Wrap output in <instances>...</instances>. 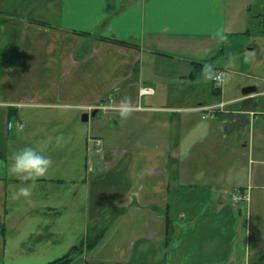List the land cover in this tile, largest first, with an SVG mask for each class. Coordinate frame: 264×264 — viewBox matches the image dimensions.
Wrapping results in <instances>:
<instances>
[{
	"label": "crops",
	"instance_id": "0c3cea01",
	"mask_svg": "<svg viewBox=\"0 0 264 264\" xmlns=\"http://www.w3.org/2000/svg\"><path fill=\"white\" fill-rule=\"evenodd\" d=\"M259 2L0 0V264H50L99 227L68 264H264V92L199 84L237 39L264 51ZM29 143L53 163L16 195Z\"/></svg>",
	"mask_w": 264,
	"mask_h": 264
},
{
	"label": "rangeland",
	"instance_id": "374dc122",
	"mask_svg": "<svg viewBox=\"0 0 264 264\" xmlns=\"http://www.w3.org/2000/svg\"><path fill=\"white\" fill-rule=\"evenodd\" d=\"M260 6H256L257 9L253 13L258 14L263 12L261 3L264 4V0L259 2ZM257 20L254 18V22L257 23ZM259 25V24H258ZM260 31H264V22L262 21V27H258ZM258 29V30H259ZM256 32V31H255ZM257 33V32H256ZM261 33V32H260ZM258 34H254L255 36ZM260 35V34H259ZM262 37V36H261ZM261 37L257 38V42L252 43L248 46V49L245 50V47L248 43H245V46L242 47L244 41L237 39V45L229 44L224 50V53L218 54L216 58L211 60L209 63H212L216 70L225 71V79L223 80V90L227 92L228 95L237 96L247 88L258 87V90L264 92V63L259 64L256 59H264V51L261 49ZM233 43V42H231ZM255 51L256 55H251ZM230 54H235V66H230L227 63V59ZM202 89L203 86L207 90H212L215 86L212 82V77L207 76L205 71H203L202 78L199 81ZM223 91V92H224ZM257 109L261 111L258 115L259 121L257 122V127L255 130V142L259 147H262L264 150V93L257 98ZM103 232V228H98L93 233V239H97Z\"/></svg>",
	"mask_w": 264,
	"mask_h": 264
},
{
	"label": "clouds",
	"instance_id": "9594fccd",
	"mask_svg": "<svg viewBox=\"0 0 264 264\" xmlns=\"http://www.w3.org/2000/svg\"><path fill=\"white\" fill-rule=\"evenodd\" d=\"M212 35L219 41L228 39L226 29H217ZM210 51V49H204L203 55L207 56ZM234 55L235 54H230L227 59L228 65L233 67L235 66ZM204 71L207 76L212 77L215 74V67L212 63H206L204 65ZM131 111L132 105L130 103V98L125 97L119 105L118 113L120 117L126 118L131 114ZM57 140H59V137H57ZM52 163V157L45 153L42 146L29 143L14 150L10 156L8 171L22 182L15 194L24 196L30 195L32 184H34L38 178L48 174Z\"/></svg>",
	"mask_w": 264,
	"mask_h": 264
},
{
	"label": "built area",
	"instance_id": "2783aa9c",
	"mask_svg": "<svg viewBox=\"0 0 264 264\" xmlns=\"http://www.w3.org/2000/svg\"><path fill=\"white\" fill-rule=\"evenodd\" d=\"M225 75H226L225 71H223L221 69L216 70L214 76H212V82L215 84V86H217V87H221L222 86L221 84H222L223 80L225 79ZM142 93L143 94H149V93H151V91L148 88H144L142 90ZM203 109L205 111H208L209 113H211V112L214 111L215 108H214V106H211V107H205ZM207 117H208L207 114L203 116L204 119L207 118ZM23 127H24L23 124H19L17 126H13V124L11 122L8 125V128L10 130L11 129L13 130L15 128L22 129ZM90 143H92V144H94L95 146H98V147L102 146V141L100 139H97V138L96 139H92L90 141ZM246 196H247L246 194L241 193V192L236 193V194H234L232 196V201L237 202V201H240V200H245L246 198L248 199V197H246Z\"/></svg>",
	"mask_w": 264,
	"mask_h": 264
},
{
	"label": "trees",
	"instance_id": "16d2710c",
	"mask_svg": "<svg viewBox=\"0 0 264 264\" xmlns=\"http://www.w3.org/2000/svg\"><path fill=\"white\" fill-rule=\"evenodd\" d=\"M96 229H93L90 234L82 241L81 245L78 247H75L72 252L68 255H66L65 257L56 260L50 264H68L70 263L72 260H74V256L81 251H84L85 249H91L93 248L98 242L99 240L102 238V234L97 238V239H93V233Z\"/></svg>",
	"mask_w": 264,
	"mask_h": 264
},
{
	"label": "water",
	"instance_id": "95a60500",
	"mask_svg": "<svg viewBox=\"0 0 264 264\" xmlns=\"http://www.w3.org/2000/svg\"><path fill=\"white\" fill-rule=\"evenodd\" d=\"M255 91H257V88L253 87V88H247L243 92L246 93V92H255ZM88 119H89V115L88 114H84L82 116V121L83 122H87Z\"/></svg>",
	"mask_w": 264,
	"mask_h": 264
},
{
	"label": "flooded vegetation",
	"instance_id": "af4514ba",
	"mask_svg": "<svg viewBox=\"0 0 264 264\" xmlns=\"http://www.w3.org/2000/svg\"><path fill=\"white\" fill-rule=\"evenodd\" d=\"M262 8H263V12H261L260 14L262 15V21L264 22V4H263ZM261 25H262V24H261ZM255 88L258 89V87H255Z\"/></svg>",
	"mask_w": 264,
	"mask_h": 264
}]
</instances>
